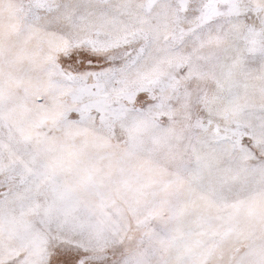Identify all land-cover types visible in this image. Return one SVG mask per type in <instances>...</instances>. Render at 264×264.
<instances>
[{"label":"snow or ice","instance_id":"1","mask_svg":"<svg viewBox=\"0 0 264 264\" xmlns=\"http://www.w3.org/2000/svg\"><path fill=\"white\" fill-rule=\"evenodd\" d=\"M0 264H264V0H0Z\"/></svg>","mask_w":264,"mask_h":264}]
</instances>
